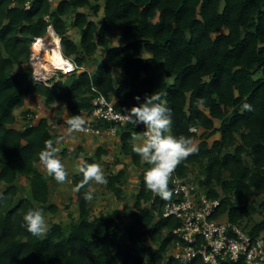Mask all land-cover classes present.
<instances>
[{"label":"trees","instance_id":"obj_1","mask_svg":"<svg viewBox=\"0 0 264 264\" xmlns=\"http://www.w3.org/2000/svg\"><path fill=\"white\" fill-rule=\"evenodd\" d=\"M83 9L94 14L103 9L102 24ZM49 25L61 39L65 57L85 70L60 73L66 81L44 84L35 79L30 57L34 40L46 37ZM70 27L80 31L78 42L70 37ZM115 29L120 46L110 45ZM101 47L104 59L88 70V60ZM18 65L25 68L15 71ZM115 68L120 69L118 78ZM155 92L164 93L162 99L172 109L171 135L199 139V152L177 166V175L190 178L199 166L200 187L209 198L221 200L218 213L241 226L246 220V230L255 214H264V0H0V264H179L170 253L180 221L163 216L174 194L163 201L145 190L149 166L131 149V134H139L131 125L121 128L118 138L123 156L142 169L133 209L126 204L95 214L93 200L85 201L83 193L96 183L76 191L83 180L76 171L71 183L78 219L68 228L54 223L41 237L20 227L31 208H42L44 215L58 211L50 203L49 183L55 180L37 163L46 142L56 148L53 140L61 135L54 133L48 116L32 126L14 127L16 110L25 107L29 96L37 95L48 110L64 103L68 120L89 112L98 94L126 113L139 105L135 97L142 102ZM244 103L252 110L243 109ZM30 112L22 111L24 119ZM216 134L220 138L210 144ZM81 153L88 164L101 166L107 151L100 147L90 155L80 149L78 158ZM58 156L68 157V149L62 147ZM127 169L124 164L105 175L107 189L122 202L120 182ZM169 189L173 192L171 180ZM253 194L262 197L258 206ZM248 232L264 235V216ZM193 264H203L202 259Z\"/></svg>","mask_w":264,"mask_h":264},{"label":"built area","instance_id":"obj_2","mask_svg":"<svg viewBox=\"0 0 264 264\" xmlns=\"http://www.w3.org/2000/svg\"><path fill=\"white\" fill-rule=\"evenodd\" d=\"M30 7L28 1L26 9ZM52 29V25H49L48 30L51 32ZM65 59L66 63L61 69L65 75L85 70L83 67L78 69L71 58ZM42 107L37 104L28 113L24 119L25 126H32L43 117ZM127 114L118 111L113 101L98 94L92 109L78 114L85 120L84 131H71L68 124L67 129L77 134L117 137L121 128L131 125L142 134L144 126L135 127L129 123L125 118ZM191 130L197 131L196 128ZM170 180L174 198L166 203L163 216H174L180 221V226L173 230L176 238L170 253L179 264H193L197 258L202 259L203 264H264V235H252L229 219L222 221L226 214L218 213L221 200L209 198L191 178L179 177L176 169Z\"/></svg>","mask_w":264,"mask_h":264},{"label":"rangeland","instance_id":"obj_3","mask_svg":"<svg viewBox=\"0 0 264 264\" xmlns=\"http://www.w3.org/2000/svg\"><path fill=\"white\" fill-rule=\"evenodd\" d=\"M83 11L87 12L89 18L96 21L98 26L102 24V20L104 16L103 9H101L98 14H94L93 11L89 9H83ZM73 15L74 13L72 14V16ZM69 35L70 37L74 38L77 42L80 39V31H78L76 28L70 27ZM46 36H49V33ZM109 37H110L111 46H116V45L120 46L123 44V41L120 39L119 30L116 29L112 30L111 33L109 34ZM33 54L34 52L31 54L30 62ZM105 54H106V49L102 47L99 48L95 57L88 60L86 68L90 71H94L96 67L99 65V63L104 59ZM143 55L145 57L148 56L146 51H143ZM39 57L41 58L39 60L40 63L47 64L49 66L48 62L45 59L46 58L45 55H40ZM31 65L33 67V73H34L35 67L32 62ZM22 67L25 68V65H23ZM23 68H21V65H18L15 67V71H20V69ZM119 72L120 69L118 68L114 69L115 78L119 77ZM60 73H62V71L61 72L57 70L47 71L42 69L41 74H39L38 76L34 74V77L38 82L44 84L54 83L60 79L66 81L67 77L66 76L61 77ZM39 99L40 98L37 95H31L27 99L26 105H29L32 108H35L37 104L43 105L42 100ZM26 105L24 108L22 107L16 110V115L17 117H19L17 119L20 120V118H24L21 109L27 108ZM41 110L43 116L46 115L51 118L50 122L52 124L54 133L56 135H61V137H56L53 140V142L56 145V148L59 149V151L57 152V156L58 155L60 156V151L62 150V147H66L69 151L68 157L64 159H60L68 174L66 181L63 184H59L56 181L51 180V182L49 183L50 191H51L50 203H54L58 207V211L56 213H52V212L45 213V219L48 224V229L54 223H61L66 228H68L70 224H72L75 220L78 219L79 209L77 203V196L75 194L73 185L71 183V176L74 172H76V168L81 163V161L77 157V153L79 152L80 149H83L84 151H86L87 154L90 155H94L97 152L98 148L100 147L105 151H107L106 154L102 155V162H101V169L104 175L108 174L109 170L113 171L114 173L118 172L124 166V164L128 166L127 174L120 182L124 189L125 201L124 202L118 201L115 195L107 189L106 183L103 185L93 184L92 186L93 191L98 192L95 199H93V212L95 214L108 213L116 208L122 209L126 204H129L130 205L129 208L133 209L132 205L134 202L135 195L138 192L142 169L134 166L133 163L131 162L130 157L123 156L120 150V140L118 136L111 137L107 134H99V135L91 136L89 134H77L69 131L67 129V123H66L67 113L65 111L66 109L64 103L54 104L52 108L49 110L46 109L45 107H42ZM215 126L216 127L220 126L219 120H215ZM169 134H171V132ZM217 138H220V134H216L211 139H209L210 144H212V142ZM194 143L198 144L199 139L196 138L194 140ZM118 159L119 161H117ZM107 165H109V167H107ZM37 166L43 173L47 175L46 169L43 167V165L40 162L37 163ZM199 175H200L199 166L193 167L190 173L191 180L199 184L198 182ZM23 189L25 192L29 191L28 183L26 181L23 184ZM261 200L262 197L256 194L252 195L253 204L258 206ZM263 216L264 214L263 215L255 214L253 216V221H251L247 225L248 228L244 230L248 231L252 227V225H254V223L257 221H260ZM125 220L129 221V216L127 213L125 214ZM221 220L227 221L228 216L224 215ZM245 224H246V220L245 222H243L242 226L244 227Z\"/></svg>","mask_w":264,"mask_h":264},{"label":"clouds","instance_id":"obj_4","mask_svg":"<svg viewBox=\"0 0 264 264\" xmlns=\"http://www.w3.org/2000/svg\"><path fill=\"white\" fill-rule=\"evenodd\" d=\"M52 30L54 31V29ZM48 33L51 32L48 30ZM36 40L38 38L34 40L33 45ZM61 53L64 58H67L63 54L62 47ZM59 71L61 72V70ZM164 95V93L158 92L151 95L146 94L142 102L139 96L135 97L139 105L132 107L125 118L135 127L142 124L145 128L142 134H131L129 141L132 151L140 158L139 162L149 166L143 175L145 190L151 191L163 201H168L173 195L172 190L169 189V180L173 172L182 161L190 155L198 153L199 147L190 137L169 134L173 125L172 109L162 99ZM242 107L248 111L252 110V106L247 103H244ZM32 109L31 111H33ZM66 123L70 126L71 131H84L85 120L79 115L68 119ZM58 151L59 149L54 148L52 142L48 141L45 150L39 153V160L46 169L47 175L57 183L63 184L68 174L61 160L57 158ZM79 160L81 163L76 171L83 174V180L77 186L76 191L89 182L99 185L107 183L100 165L88 164L83 153L80 154ZM83 198L85 201L91 202L94 199V191L92 189L85 191ZM20 227L34 237L45 235L48 231V224L43 209H29L23 215Z\"/></svg>","mask_w":264,"mask_h":264},{"label":"bare ground","instance_id":"obj_5","mask_svg":"<svg viewBox=\"0 0 264 264\" xmlns=\"http://www.w3.org/2000/svg\"><path fill=\"white\" fill-rule=\"evenodd\" d=\"M34 54L32 56L31 62L33 63L35 70L34 74L38 76L41 74V70H61L63 65L66 63V59L62 56L60 47V38L53 31L46 37H39L33 45ZM40 55L46 56L47 64L40 63Z\"/></svg>","mask_w":264,"mask_h":264},{"label":"crops","instance_id":"obj_6","mask_svg":"<svg viewBox=\"0 0 264 264\" xmlns=\"http://www.w3.org/2000/svg\"><path fill=\"white\" fill-rule=\"evenodd\" d=\"M41 99V98H40ZM39 99V100H40ZM26 107L27 108H25V109H21L22 111H24V110H27V109H31L32 107H30L29 105H26ZM24 108V107H23ZM21 111V112H22ZM21 116V115H20ZM46 116V115H45ZM19 118V117H18ZM51 118L49 117V120H50ZM20 121V122H19ZM14 127H16V128H18V129H21V128H24V121H23V118H20V120L19 119H17V122H16V124H15V126Z\"/></svg>","mask_w":264,"mask_h":264},{"label":"water","instance_id":"obj_7","mask_svg":"<svg viewBox=\"0 0 264 264\" xmlns=\"http://www.w3.org/2000/svg\"><path fill=\"white\" fill-rule=\"evenodd\" d=\"M51 32H53V30H51Z\"/></svg>","mask_w":264,"mask_h":264}]
</instances>
